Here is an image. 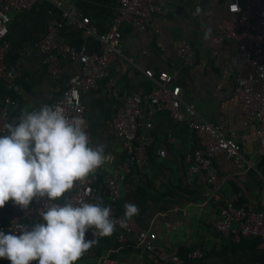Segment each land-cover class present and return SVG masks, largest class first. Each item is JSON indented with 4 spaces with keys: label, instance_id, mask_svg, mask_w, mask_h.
<instances>
[{
    "label": "crops",
    "instance_id": "0c3cea01",
    "mask_svg": "<svg viewBox=\"0 0 264 264\" xmlns=\"http://www.w3.org/2000/svg\"><path fill=\"white\" fill-rule=\"evenodd\" d=\"M173 1L161 0V15L144 33L127 24L121 25L122 56L112 64L109 78L101 80L97 90L81 94L90 146L103 145L105 150V163L90 175L99 183L95 185L98 202L106 194L105 179L119 175L120 164L126 163L132 150V143L117 137L113 131L112 116L116 108L131 95L144 97L153 92L155 85L145 77L144 70L154 74L175 71L177 77L172 85L182 91L181 109L184 110V104L192 107L199 117L239 143L245 162L236 164L223 156L214 159L223 196H213L204 173L189 172L185 157L197 148V140L186 122L175 121L165 109L152 114L145 111L143 121L150 120L153 137L147 150V165L143 170L131 168L121 185L116 213L123 202L137 205L139 214L131 221L136 228L153 232L157 246L165 251L178 254L179 249H202L203 258L191 259L195 262L190 264L260 263L263 253L259 246L232 244L213 227L220 218L221 201L226 195L239 194L238 202L248 210L264 209L262 137L254 134L244 119L231 86V79L246 77L249 68L239 60L236 42L220 41L215 33L222 20L233 17L227 13L224 2L209 5L205 0H184L183 10L191 8L189 18L182 13L174 18ZM61 3L60 8L40 2L22 13L8 11L10 48L6 63L16 89L9 88L6 80L0 78V108L7 98L16 102L8 108V123H14L23 112L39 109L42 104L52 105L65 81L80 71L81 65L71 61L61 63L60 80L46 71L44 56L36 45L48 24L51 21L58 24L57 42L74 49L85 47L89 54L98 53V40L84 36L76 24L66 21L63 12L74 11L78 18L88 17L103 33L111 25L117 4L116 0H61ZM184 45L190 47L191 64L182 61L180 51ZM185 116L190 118L188 114ZM139 189L147 195L142 201H135ZM110 239L113 240L95 244L75 264H99L106 256L119 264H162L133 244L120 245L115 238Z\"/></svg>",
    "mask_w": 264,
    "mask_h": 264
},
{
    "label": "built area",
    "instance_id": "2783aa9c",
    "mask_svg": "<svg viewBox=\"0 0 264 264\" xmlns=\"http://www.w3.org/2000/svg\"><path fill=\"white\" fill-rule=\"evenodd\" d=\"M224 2L226 11L233 17L232 20H222L215 31L220 41H234L237 44L239 60L249 71L246 77H233L231 79L232 92L242 108V114L252 131L262 137L264 149V0H205L209 5ZM40 2H48L60 8L61 0H0V78L6 80L9 88L15 89L11 71L6 63L9 51L7 41L9 9L18 13L30 10ZM117 4L112 13V21L106 32L100 33L88 17L78 18L74 11H64L63 17L69 24H76L81 33L86 37H95L99 42V52H87L85 47L74 49L71 46L57 42L59 26L51 21L44 36L36 47L43 56L46 71L55 79L63 78L62 62H78L80 71L65 81L59 98L52 104L59 106L68 118L84 117V106L81 94L98 89L101 80L108 79L111 74L112 64L121 54L122 35L120 27L127 24L140 33L148 30L150 23L162 13L161 0H116ZM181 58L184 63L191 64L190 47L181 48ZM132 64L131 59H127ZM143 74L154 85L155 89L148 96L131 95L122 105L116 108L112 116V128L116 136L132 143V150L126 163L120 164V173L116 177L105 179V192L112 209L113 219L118 234L116 240L120 245H135L142 252H147L156 257L162 264H183V260L174 251H165L157 246V237L151 231L136 228L133 221L128 220L126 227L124 216L118 215L115 205L121 196V185L126 176L134 167L143 170L147 165V150L153 142L150 133L149 119L143 121L144 112L152 114L158 109L167 110L175 121L186 122L193 131L197 140V148L187 154L185 160L189 164V172H202L206 182L213 192V196L222 197L220 192L221 178L213 165L215 158L223 156L236 164L245 162L241 155V145L232 138L226 137L218 127L199 117L192 107L183 104L180 87L172 85L176 81L177 73L161 71L154 74L151 70H144ZM4 106L0 108V135L7 133L5 125L8 124V108L16 102L7 98ZM146 106V107H144ZM185 114L189 115V119ZM86 132L89 136L88 122ZM96 177H88L87 181L77 182L73 190L66 193L65 201H74L76 198L88 203H97V190L93 186ZM240 195H226L221 201L220 218L213 223V227L232 244H237L243 239H259V247L263 253L264 264V209L248 210L238 202ZM50 203L44 199L34 201L27 209L14 206L13 202L7 211H0V230L6 234L9 231H19V226L27 225L28 219L36 222L42 220V213L47 210ZM60 203L61 202H56ZM89 235L93 239L103 237ZM205 252L194 249L188 253L189 259H202ZM38 264V261H36ZM0 264H10L7 259H0ZM99 264H119L109 257L100 259Z\"/></svg>",
    "mask_w": 264,
    "mask_h": 264
},
{
    "label": "clouds",
    "instance_id": "9594fccd",
    "mask_svg": "<svg viewBox=\"0 0 264 264\" xmlns=\"http://www.w3.org/2000/svg\"><path fill=\"white\" fill-rule=\"evenodd\" d=\"M87 121L68 118L59 106L42 104L23 112L0 135V209L12 201L27 209L34 201L50 203L44 223L19 226V231L0 230V259L10 264H75L98 243L93 236L110 237L116 228L112 209L102 202L55 203L83 183L105 163L103 145L90 146ZM124 223L139 214L133 203L124 205Z\"/></svg>",
    "mask_w": 264,
    "mask_h": 264
},
{
    "label": "trees",
    "instance_id": "16d2710c",
    "mask_svg": "<svg viewBox=\"0 0 264 264\" xmlns=\"http://www.w3.org/2000/svg\"><path fill=\"white\" fill-rule=\"evenodd\" d=\"M99 183H98V180H96V182L94 183V187H95V185H98ZM146 193H145V191L144 190H142V189H139L138 191H137V196L135 197V201H138V200H143V199H145L146 198ZM67 199V196L65 195L63 198H61L60 200H58V201H56V202H61V203H64L65 202V200ZM120 201V200H119ZM119 201H117V203L119 202ZM101 202H102V204L104 205V206H110V202H109V200H108V196H107V194H105V195H101ZM107 202H108V205H107ZM120 203V202H119ZM11 205V201H9L6 205H5V207L3 208V209H0V211H7V210H9L10 209V206ZM124 205H125V202H123V204L121 203V208L119 209V210H117V214H122L123 216H124ZM120 206V205H119ZM25 223L27 224V225H29V224H32V225H34V224H36V223H44V221L43 220H41L40 222H36L35 220H33V219H28V220H26L25 221ZM118 234V231L115 229V231H114V233L110 236V237H103V238H101V239H99V240H97L98 242H106V241H112L113 239H110V238H115L116 239V235ZM86 240H91V239H93V238H91L90 237V235H89V233L87 232L86 233ZM114 239V243L116 244L117 242H116V240ZM259 239H243V240H241L239 243H237V245H249L250 247H256V246H258L259 245ZM190 252H192V249H179V251H178V256L184 261L183 262V264H190V263H193V262H195L194 260H191V259H189L188 257H187V255H188V253H190ZM111 259H112V257H111ZM161 263V262H160ZM32 264H37V262L36 261H34V262H32Z\"/></svg>",
    "mask_w": 264,
    "mask_h": 264
},
{
    "label": "water",
    "instance_id": "95a60500",
    "mask_svg": "<svg viewBox=\"0 0 264 264\" xmlns=\"http://www.w3.org/2000/svg\"><path fill=\"white\" fill-rule=\"evenodd\" d=\"M184 2V0H175L173 1V4L176 8L175 12L172 13V17H177L179 14H184V17L189 18V13L191 11L190 6H188L185 10H183V7L181 4ZM192 7V6H191ZM181 11V12H180Z\"/></svg>",
    "mask_w": 264,
    "mask_h": 264
}]
</instances>
